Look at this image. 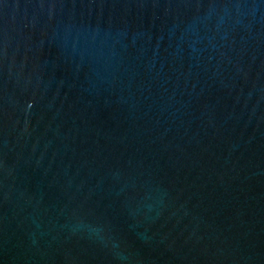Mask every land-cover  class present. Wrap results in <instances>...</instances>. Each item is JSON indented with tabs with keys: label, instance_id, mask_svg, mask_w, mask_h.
I'll return each mask as SVG.
<instances>
[{
	"label": "water",
	"instance_id": "water-1",
	"mask_svg": "<svg viewBox=\"0 0 264 264\" xmlns=\"http://www.w3.org/2000/svg\"><path fill=\"white\" fill-rule=\"evenodd\" d=\"M0 264H264V0H0Z\"/></svg>",
	"mask_w": 264,
	"mask_h": 264
}]
</instances>
